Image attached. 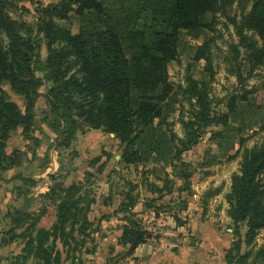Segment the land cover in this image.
<instances>
[{
	"label": "trees",
	"instance_id": "16d2710c",
	"mask_svg": "<svg viewBox=\"0 0 264 264\" xmlns=\"http://www.w3.org/2000/svg\"><path fill=\"white\" fill-rule=\"evenodd\" d=\"M246 1L248 9L244 0H59L37 9V30L48 50L43 61L37 40L26 29L22 31L25 23L4 12V0H0V35L4 33L6 37H0V175L22 161L24 152H7L6 141L12 130L21 127L28 131L32 125V94L42 82L35 72L41 68L45 69L44 77L52 82L48 94L59 115L54 126L63 145L69 144L78 130L102 129L114 133L124 145L121 159L126 164H169L174 171L182 153L197 143L200 131L220 124L222 128L213 137L219 156H226L236 144H242L244 133L264 124V98L246 91L231 97L222 114H210L207 92L198 80L187 74L186 86L177 91L168 80L167 68L179 48L184 47L182 35L199 38L206 33L212 16L218 14L231 21L238 45L248 51L252 68L264 64V0ZM235 2L240 5L239 18L228 13ZM69 16L78 26L75 33L55 22V18ZM187 48L193 50V46ZM206 56L204 49L194 50V59ZM4 81L28 99L24 111L5 98ZM261 93L264 96V82ZM181 94L189 101L196 99L199 106L193 120L183 121L182 137L169 127L168 121L176 112ZM263 171L264 144L244 148L227 201L235 229L244 223L246 231L243 239L238 234L227 251L225 264H245L251 255L240 252L242 242L250 244L264 227ZM152 172L153 169L145 175ZM178 175L186 179L189 173ZM149 177L142 187L151 191L150 204L159 207L161 193H167V189ZM131 186L117 207L128 211L127 216H122L118 242L129 244V253L151 236L133 210L141 197L140 186ZM69 191L66 189V197H70ZM66 197L58 201V222L51 231L64 230L65 222L75 215L71 211L74 201ZM103 203L108 204L109 199ZM49 235V230H43V238L47 240ZM64 244L68 241L64 240ZM75 244L82 246L83 242ZM75 259L81 264L79 258ZM252 260L254 264H264V247L255 251Z\"/></svg>",
	"mask_w": 264,
	"mask_h": 264
},
{
	"label": "rangeland",
	"instance_id": "374dc122",
	"mask_svg": "<svg viewBox=\"0 0 264 264\" xmlns=\"http://www.w3.org/2000/svg\"><path fill=\"white\" fill-rule=\"evenodd\" d=\"M58 1L4 0V12L25 23L26 28L22 31L26 29L32 39L37 40L43 61L48 50L45 39L37 30V9ZM244 1L243 5L248 9L249 2ZM228 13L239 18L240 5L235 2ZM55 22L72 33L78 30L72 16L55 18ZM0 37L6 39L4 33ZM181 41L184 47L179 48L167 68L168 80L177 91L186 86L187 74L198 80L200 87L207 92L210 114H222L231 97H239L246 91L264 98L261 93L264 64L252 68L248 51L238 45V35L227 17L212 16L204 35L192 38L185 33ZM188 45L193 46V50L187 48ZM196 48L204 49L207 56L194 59ZM35 74L42 77V82L32 94V125L28 131L21 127L12 130L6 141L7 152L21 149L24 153L19 166L0 175V264H79L75 258H79L81 264H107L103 251L112 246V250L116 248L113 242L104 240V224L112 214L114 217L127 216L128 211L116 207L109 212L102 207L103 202L107 198L113 202L109 193L113 187H123L126 191L133 184H146L145 178L149 176L145 173L152 169L150 176L160 187H166L167 193H161L159 207L150 204L151 196L143 197L146 214L140 220L142 228L150 232L152 238L156 235L153 223L156 218H159V227L170 228L172 224V229L193 223L194 219H206L207 232L217 231L225 235L222 248L226 263L227 251L232 249L238 234L243 239L246 231L244 223L235 229V222L228 214L227 194L232 176L239 173L244 148L264 144V124L244 133L242 144H236L224 157L219 156L217 140L213 137L222 126L212 124L203 128L197 143L182 153L174 171L169 164L141 163L135 166L122 161L124 145L114 133L102 129L78 130L69 144L63 145L59 130L54 126L59 115L48 94L52 82L44 77V68ZM2 88L5 98L24 111L28 99L16 93L6 81ZM179 102L168 121L169 127L182 137L183 121L193 120L199 106L196 99L189 101L183 94ZM179 173H189V176L185 179L179 177ZM261 178L263 182L264 171ZM66 189H70V197H66ZM121 196L124 197V193ZM65 197L74 201L71 211L75 215L65 222L64 230L51 231L58 222V201ZM114 201L118 206L115 197ZM97 204L101 207L97 208ZM43 230L50 232L47 240L43 238ZM64 240L68 244L63 245ZM79 240H82V246L75 244ZM116 244L122 247H118V254L123 251L128 257L132 254L128 252L129 244ZM261 247H264V227L250 244L242 242L240 252H250L251 255L245 264H254L252 256ZM97 252L101 255H95ZM56 257L58 262H55ZM131 259L135 261L134 257Z\"/></svg>",
	"mask_w": 264,
	"mask_h": 264
},
{
	"label": "crops",
	"instance_id": "0c3cea01",
	"mask_svg": "<svg viewBox=\"0 0 264 264\" xmlns=\"http://www.w3.org/2000/svg\"><path fill=\"white\" fill-rule=\"evenodd\" d=\"M149 179L152 180L153 177L150 176ZM139 188L141 192L145 193H141L140 201L136 203L133 210L137 212L139 218H142L146 214L143 197L152 194L151 191L142 186ZM123 190L125 191L123 187L111 188L109 193L113 202L109 200V203L102 207L105 210L108 209L109 212L118 207L115 206L114 197L120 204L124 198L121 196V193H124ZM189 204L191 203L189 202ZM96 206L97 208L101 207L98 204ZM121 216L114 217L112 214L104 224L106 226L103 230L104 240L113 242L116 248V250H112V246L103 251V257L105 260L107 258V264H225V252L222 248L225 244V235L217 231L214 233L207 232V220L202 218L194 219L193 223L190 222L188 225L177 229H172V224H170V228L167 226L159 227V218H156L153 222L155 225L152 224L156 232L155 237L135 247L129 257L125 251L118 254V247H122L116 242L122 234L124 223ZM165 217L167 216L165 215ZM95 255L100 256L101 254L97 252ZM132 257L135 258V261L131 259Z\"/></svg>",
	"mask_w": 264,
	"mask_h": 264
}]
</instances>
